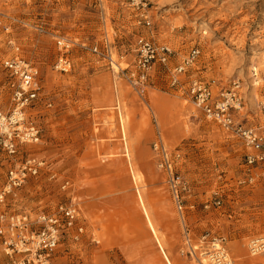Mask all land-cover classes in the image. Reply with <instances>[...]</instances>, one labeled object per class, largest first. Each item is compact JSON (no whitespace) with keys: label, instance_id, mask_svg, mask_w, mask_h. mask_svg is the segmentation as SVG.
Wrapping results in <instances>:
<instances>
[{"label":"rangeland","instance_id":"rangeland-1","mask_svg":"<svg viewBox=\"0 0 264 264\" xmlns=\"http://www.w3.org/2000/svg\"><path fill=\"white\" fill-rule=\"evenodd\" d=\"M0 12L20 21L9 33L0 28V109L9 108L2 61L13 55L7 43L13 39L21 56L38 68L42 87V101L29 109L28 118L41 128V142L25 150L59 172L55 181L30 180L15 190L5 208L53 211L63 199L58 190L63 175L73 180V193H86L80 202L73 199L82 235L76 241L65 238L50 264H124L119 249L147 247L152 240L138 193L162 245L178 246L179 255L193 264L208 262H201L199 252L188 253L186 231L194 239L205 232L224 236L234 264V252L248 254L247 241L264 234V184L242 182L240 141L193 110L162 65L151 70L143 94L125 74L133 67L139 38L167 45L169 67L196 47L199 54L181 77L183 88L191 77L215 90L238 80L243 101L238 118L259 125L264 121V0H149V25L128 0H0ZM54 36L100 49L107 41L125 70L116 72L75 45L71 69L59 72ZM157 129L178 155L176 169L186 186L182 212L156 167L151 142ZM5 168L0 159V186ZM7 261L0 245V264Z\"/></svg>","mask_w":264,"mask_h":264},{"label":"built area","instance_id":"built-area-1","mask_svg":"<svg viewBox=\"0 0 264 264\" xmlns=\"http://www.w3.org/2000/svg\"><path fill=\"white\" fill-rule=\"evenodd\" d=\"M98 1L101 3L102 0ZM128 1L142 21L149 25V0ZM19 22L16 18L0 12V28L3 31L11 32V27ZM54 38L59 52L54 68L59 72L71 69L72 60L69 54L75 45L101 57L113 70L119 66L113 59L112 47L107 41L100 49L96 44L88 47L66 37ZM7 43L14 53L2 61V68L8 77L10 97L8 110L0 109V159H5L6 166L0 186V245L8 259L7 264H50L56 249L65 238L73 241L79 239L83 233V224L80 221L79 206L72 198L73 180L68 175L59 179L58 190L63 199L56 204L53 211L30 213L5 208L7 199L14 195L15 190L30 180L44 178L51 182L59 176L47 160L25 150L26 145L41 142V128L28 120L29 109L35 108L42 101L40 72L21 56L20 47L13 39H9ZM171 54L172 50L167 45L139 38L133 67L125 74L130 86L137 93L143 94L151 70L155 65H162L169 75L170 85L185 92L186 100L193 110L200 112L206 120L215 123L228 135L240 141L244 149L245 173L242 182L264 184V121L259 125H251L238 118L243 103L239 81L233 80L229 87L215 90L211 83L191 77L186 82V88H183L184 81L181 77L193 65L199 50L196 47L190 49L174 67L168 65ZM124 70L125 68H120L121 72ZM46 105L49 107L50 103ZM262 109L264 110V105ZM152 150L156 167L165 176L175 207L182 212L181 194L186 186L176 169L178 155L167 149L158 129L152 142ZM213 204L218 206L220 200H215ZM185 240L188 253L195 255L199 252L208 264H234L224 236L205 232L194 239L186 231ZM246 248L251 256L264 253V234L250 238Z\"/></svg>","mask_w":264,"mask_h":264},{"label":"crops","instance_id":"crops-1","mask_svg":"<svg viewBox=\"0 0 264 264\" xmlns=\"http://www.w3.org/2000/svg\"><path fill=\"white\" fill-rule=\"evenodd\" d=\"M154 137H155V134H154ZM154 137H153V140H154ZM152 142H151V145H152ZM37 157L42 158L40 156H37ZM53 170L59 173L57 169L53 168ZM85 195L86 193L84 191L77 189L76 191L74 190L72 198L75 201L80 202V200ZM139 197L141 198V195L138 193V205L140 207L139 213L141 215V218L142 219L144 218L148 225V221L140 205ZM149 219H150V215H149ZM148 227L150 228L149 225ZM149 232H150L149 233L150 237H148L147 239H149V241L152 240V242H148L147 247L145 246L143 250H138L137 247H134V244L130 246H125L119 249V251L121 252L122 260L124 264H193L190 261V259H187L186 257L179 255L178 246L175 245L173 247L170 246L169 248H166L162 245V243L159 241L156 234L152 231L151 228L149 229Z\"/></svg>","mask_w":264,"mask_h":264},{"label":"bare ground","instance_id":"bare-ground-1","mask_svg":"<svg viewBox=\"0 0 264 264\" xmlns=\"http://www.w3.org/2000/svg\"><path fill=\"white\" fill-rule=\"evenodd\" d=\"M116 69V72L117 70H120V66H118L117 68L115 67ZM257 82H255L254 84H256ZM139 201H140V205L143 209V213L148 221V225L150 226V228L152 229V231L155 233L154 231V228H153V225L149 219V215H148V212L144 206V203L142 201V199L139 197ZM261 255V254H260ZM260 255H256V256H251L249 254H245V255H236V253L234 252V260L236 261L237 264H244V261L245 259H248L250 261L251 264H255V263H258V264H264V256H260ZM202 258V261L203 263H206V258L204 256L201 257Z\"/></svg>","mask_w":264,"mask_h":264}]
</instances>
